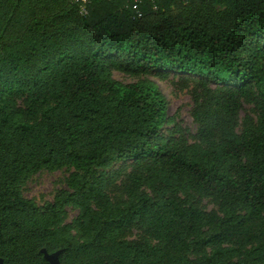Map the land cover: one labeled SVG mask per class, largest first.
Returning <instances> with one entry per match:
<instances>
[{"label": "trees", "instance_id": "trees-1", "mask_svg": "<svg viewBox=\"0 0 264 264\" xmlns=\"http://www.w3.org/2000/svg\"><path fill=\"white\" fill-rule=\"evenodd\" d=\"M203 1L0 0V258L5 264H46L40 249H62L63 264H108L101 244L136 223L161 246L150 252L118 242L110 247L115 264H264V225L253 230L264 215V8L247 7L233 20L198 13L172 20L173 10ZM79 6L86 12L79 15ZM250 41L244 59L241 46ZM110 52L129 56L144 72L202 77L234 86L243 96L254 84L262 98L256 131L229 138L220 153L203 152V162L187 160L156 141L164 120L161 92L151 83L110 79L105 59ZM21 92L54 102L39 121L20 122L8 113L6 99ZM225 106L232 108L229 100ZM235 153L248 163L231 176L217 161ZM147 155L225 191L244 213L212 219L192 207L146 198L89 212L82 190L40 212L19 192L20 182L40 168L73 162L88 174ZM64 204L87 215L90 231L83 242L61 241L52 228ZM204 225H213L214 232L199 234ZM231 241L256 245L232 262L235 248H220ZM208 247L217 248L205 254ZM187 251L199 256L175 261L167 255Z\"/></svg>", "mask_w": 264, "mask_h": 264}, {"label": "rangeland", "instance_id": "rangeland-1", "mask_svg": "<svg viewBox=\"0 0 264 264\" xmlns=\"http://www.w3.org/2000/svg\"><path fill=\"white\" fill-rule=\"evenodd\" d=\"M251 6L264 8V0H204L186 5L181 10H173L170 15L174 21L195 17L197 13L215 20H233L242 9ZM82 8L79 6V15ZM252 44L250 41L246 46H241L244 59L247 58V48ZM105 59L110 79L120 83H151L161 92L165 101L164 120L156 141L166 142L183 153L187 160L203 162V152L220 153V148L229 138L256 131L262 98L254 84L249 85V95L243 96L234 86L217 85L202 77L174 71H141L124 54L110 52ZM228 100L232 105L230 110L225 106ZM6 101L11 117L26 123L39 121L43 110L54 102L52 98L37 100L30 92L14 94ZM247 163L242 153L217 161L218 167L231 176H236ZM80 190L85 193L81 201L89 212H100L106 207H122L146 198L153 202L169 201L184 208L192 207L212 219L244 213V209L225 191L203 185L188 172L180 168L172 169L151 155L116 160L96 167L88 174L73 162L55 168H40L19 184L21 197L35 204L40 212ZM58 212L60 221L52 228L60 233V240L83 242L90 231L87 215L81 214L74 204H64ZM262 225L264 215L254 222L253 230H258ZM214 230L213 225H204L197 232L208 235ZM188 240H191V236ZM118 242L134 244L150 252L161 246L147 227L133 224L101 244L108 264L118 262L110 252V247ZM255 245H239L231 241L220 245V248H235V255L230 259L234 262L243 257L245 250ZM216 248H206L205 254H210ZM167 255H174L175 261L199 256L191 251ZM159 257L162 258V254Z\"/></svg>", "mask_w": 264, "mask_h": 264}, {"label": "flooded vegetation", "instance_id": "flooded-vegetation-1", "mask_svg": "<svg viewBox=\"0 0 264 264\" xmlns=\"http://www.w3.org/2000/svg\"><path fill=\"white\" fill-rule=\"evenodd\" d=\"M63 250L62 249H55V250H46V249H40L39 254L41 255V259L46 263V264H63L62 261V254ZM72 252V251H71ZM0 264H5L3 259L0 258Z\"/></svg>", "mask_w": 264, "mask_h": 264}, {"label": "built area", "instance_id": "built-area-1", "mask_svg": "<svg viewBox=\"0 0 264 264\" xmlns=\"http://www.w3.org/2000/svg\"><path fill=\"white\" fill-rule=\"evenodd\" d=\"M81 11H82V13H85V12H86L84 8H82V10H81Z\"/></svg>", "mask_w": 264, "mask_h": 264}, {"label": "water", "instance_id": "water-1", "mask_svg": "<svg viewBox=\"0 0 264 264\" xmlns=\"http://www.w3.org/2000/svg\"><path fill=\"white\" fill-rule=\"evenodd\" d=\"M1 261V260H0ZM54 264V263H53Z\"/></svg>", "mask_w": 264, "mask_h": 264}]
</instances>
